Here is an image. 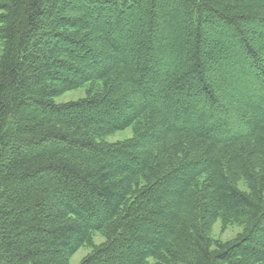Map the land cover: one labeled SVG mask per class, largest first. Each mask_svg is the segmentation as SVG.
Instances as JSON below:
<instances>
[{"label":"trees","instance_id":"trees-1","mask_svg":"<svg viewBox=\"0 0 264 264\" xmlns=\"http://www.w3.org/2000/svg\"><path fill=\"white\" fill-rule=\"evenodd\" d=\"M94 234L78 264H264V0H0V264Z\"/></svg>","mask_w":264,"mask_h":264},{"label":"rangeland","instance_id":"rangeland-1","mask_svg":"<svg viewBox=\"0 0 264 264\" xmlns=\"http://www.w3.org/2000/svg\"><path fill=\"white\" fill-rule=\"evenodd\" d=\"M251 78H252L251 80H255L254 75H252ZM84 96H85V91L78 90V91H74L71 93H67L64 96L56 100L57 102H65L69 100L79 99ZM235 122L238 123L239 122L238 119H236ZM132 135L133 133L130 128V129H126L122 132L117 133L113 137H110L109 140L111 142L123 141L125 139L131 138ZM241 231H242V228L239 225H236V224L229 225L228 224L225 226L223 221L220 220L214 224L213 229H212V235L215 239H218L221 241H228V240L233 239ZM93 236L94 237H93L92 245L91 246L87 245L81 250H79L78 253L74 255L72 259L70 260V264H78L80 261H82V259H84L92 251L95 245L98 246L100 243L104 241V238L100 234H94Z\"/></svg>","mask_w":264,"mask_h":264}]
</instances>
